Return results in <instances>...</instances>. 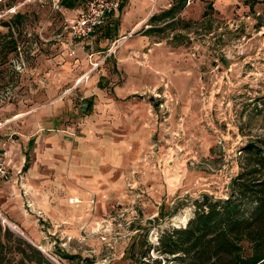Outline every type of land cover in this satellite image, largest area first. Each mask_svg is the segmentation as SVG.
<instances>
[{
    "label": "rangeland",
    "instance_id": "rangeland-1",
    "mask_svg": "<svg viewBox=\"0 0 264 264\" xmlns=\"http://www.w3.org/2000/svg\"><path fill=\"white\" fill-rule=\"evenodd\" d=\"M87 1L0 0V220L51 264H132L194 201L227 198L248 143L264 149V0H128L72 43L64 28ZM25 161L65 193L57 223L24 213Z\"/></svg>",
    "mask_w": 264,
    "mask_h": 264
},
{
    "label": "trees",
    "instance_id": "trees-1",
    "mask_svg": "<svg viewBox=\"0 0 264 264\" xmlns=\"http://www.w3.org/2000/svg\"><path fill=\"white\" fill-rule=\"evenodd\" d=\"M77 2L61 0L60 4L71 10ZM125 2L122 0L118 11L122 10ZM117 24L112 25L108 35L111 31L118 33ZM84 104L81 103L84 105L83 115L90 113L92 99L85 100ZM262 144L251 142L243 148L245 160L230 184L226 199L203 195L194 201L192 217L185 225L162 231L156 245L145 241L143 251H133L132 264H264ZM0 264L51 263L36 247L2 225L0 220Z\"/></svg>",
    "mask_w": 264,
    "mask_h": 264
},
{
    "label": "crops",
    "instance_id": "crops-1",
    "mask_svg": "<svg viewBox=\"0 0 264 264\" xmlns=\"http://www.w3.org/2000/svg\"><path fill=\"white\" fill-rule=\"evenodd\" d=\"M127 1L128 0H126V2ZM126 2H125V4H126ZM125 4H124V6H125ZM115 22L118 23L117 24V29H118L119 21L117 20ZM140 22L141 21H139L135 24L134 30L140 25ZM91 99H92V97H91ZM93 107H94V102L92 99V109H91L90 113H87L85 115H90L92 110H93ZM55 139L56 138H51V139H47V141H46V144L47 145L50 144L51 147L53 148L50 155H52V156H63L65 152L62 148L68 147L69 140L64 136L57 138L58 140L56 142H55ZM38 140L39 141L42 140L44 142V140H45L44 135L43 134L40 135ZM32 141L34 142L33 137L28 142V145H30L31 143L34 144ZM4 143H5V146L7 145L8 147H12L10 142H4ZM114 143H112V142L108 143L107 142V146H106L107 163H112L118 156L114 151V145H113ZM100 147L98 146L97 148H95L92 151V153L94 152V154H97V155L101 154V151H100L101 148ZM122 148H123V146H119L120 152H121ZM130 152H131V150L126 151L124 153H130ZM39 161H40L39 158H37V156H36L32 162L35 166H38ZM45 162H49V161L46 160ZM23 170L27 171L26 172V174H27L26 184L29 187V189L26 188V190H28L29 198L35 204L34 205L35 208H37V210L42 212L44 219H41V220L45 221V222L49 221L52 223L53 222L57 223L58 221L55 219L56 216H54V214H56V212H58V211H56L57 208L61 209V207H63L64 204H67V203H65L66 199L64 198L65 193L59 189L60 188L59 185L51 186L50 182L43 177V173H39L38 170L36 169V167L32 168V166H31V168H28V163L26 161H25V164L23 165ZM61 173H62L61 169L59 168L58 169V176L59 177L61 176ZM67 197H69V199L70 198H76V199H80V198L86 199L87 198L85 193H81L80 191H77L75 189L68 190ZM22 198H23V196H22ZM62 198H64V199H62ZM77 201H79V200H77ZM23 204H24V198H23ZM18 206H19V204H18ZM14 213H15V211H14ZM24 213H25V211H24ZM25 214L28 215V217H29V215H31V213H28V214L25 213ZM14 220L16 222L20 223L21 227H23V228L25 227V224L30 225L32 223V221H30L29 219L26 220L23 217H20L19 215H16ZM37 221H39L38 218H37Z\"/></svg>",
    "mask_w": 264,
    "mask_h": 264
},
{
    "label": "built area",
    "instance_id": "built-area-1",
    "mask_svg": "<svg viewBox=\"0 0 264 264\" xmlns=\"http://www.w3.org/2000/svg\"><path fill=\"white\" fill-rule=\"evenodd\" d=\"M119 9V0H88L81 8L78 15L68 21L64 31L69 35L70 41L81 43L90 39L102 28L107 20ZM0 178H6L5 170L0 166ZM25 213L35 214L42 219V213L36 211L33 202L29 198L28 190L22 189Z\"/></svg>",
    "mask_w": 264,
    "mask_h": 264
},
{
    "label": "water",
    "instance_id": "water-1",
    "mask_svg": "<svg viewBox=\"0 0 264 264\" xmlns=\"http://www.w3.org/2000/svg\"><path fill=\"white\" fill-rule=\"evenodd\" d=\"M2 223H3V224H6V226H7L8 228H10L12 231H14L15 233H17V234H18L19 236H21L22 238H24L22 234L18 233V232L15 230L14 226H11L10 224L6 223L5 220H2ZM24 239H25L26 241H28L26 238H24ZM28 242H29V241H28Z\"/></svg>",
    "mask_w": 264,
    "mask_h": 264
}]
</instances>
